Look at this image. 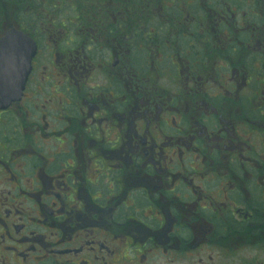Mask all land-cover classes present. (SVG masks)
Wrapping results in <instances>:
<instances>
[{"label":"flooded vegetation","instance_id":"obj_1","mask_svg":"<svg viewBox=\"0 0 264 264\" xmlns=\"http://www.w3.org/2000/svg\"><path fill=\"white\" fill-rule=\"evenodd\" d=\"M12 31L0 264H264V0H0Z\"/></svg>","mask_w":264,"mask_h":264},{"label":"water","instance_id":"obj_2","mask_svg":"<svg viewBox=\"0 0 264 264\" xmlns=\"http://www.w3.org/2000/svg\"><path fill=\"white\" fill-rule=\"evenodd\" d=\"M35 46L17 32L0 39V110L20 99L31 70Z\"/></svg>","mask_w":264,"mask_h":264},{"label":"rangeland","instance_id":"obj_3","mask_svg":"<svg viewBox=\"0 0 264 264\" xmlns=\"http://www.w3.org/2000/svg\"><path fill=\"white\" fill-rule=\"evenodd\" d=\"M217 252V254L216 255H213V256H215V258H217V256H219V255H222V256H224V260L225 261H223L221 258L220 259H214V263H217V264H230L229 263V260H228V258H226L225 256H226V254L224 255V253L223 252H221V251H216ZM189 264H194V263H192V262H189Z\"/></svg>","mask_w":264,"mask_h":264}]
</instances>
